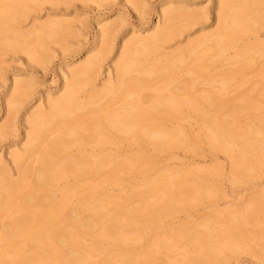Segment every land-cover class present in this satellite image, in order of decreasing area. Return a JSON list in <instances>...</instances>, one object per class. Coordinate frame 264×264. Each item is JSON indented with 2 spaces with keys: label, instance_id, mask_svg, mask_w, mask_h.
I'll return each mask as SVG.
<instances>
[{
  "label": "bare ground",
  "instance_id": "bare-ground-1",
  "mask_svg": "<svg viewBox=\"0 0 264 264\" xmlns=\"http://www.w3.org/2000/svg\"><path fill=\"white\" fill-rule=\"evenodd\" d=\"M42 1L50 4L61 2ZM127 1L134 10L138 8V0ZM38 2L40 0H0V47L12 50L18 47L23 53L32 55V49L43 48L46 41L60 38L66 33L69 24L63 20H49L26 35L17 30L16 24L25 18L31 4ZM254 6L264 7V0H216L217 26L213 32L189 42L184 49L160 53L167 42L187 28L203 11L178 7L174 2L162 4L154 22L155 30L139 36L136 27H131L133 32L124 40V50L115 67L114 77L109 73V79L101 90L92 88L93 91L80 100L78 96L96 75L108 50L111 51L100 43L104 40L107 43L114 31L113 24L99 26L100 21L96 24L95 46L87 51L86 60L66 70L62 75L61 94L47 100L45 109L40 106L27 119L28 140L22 152L9 154L10 162L17 166L38 155L39 167L28 193H21L20 190L27 180L24 170L15 182L5 178L0 181V215L1 212L10 215L9 222L0 232V264H77L74 259H78L80 254L73 247L70 248V244L73 246L74 231L91 238H102L117 246V234L126 227L155 225V230L160 231L163 227L153 220L155 216L177 211L178 207L198 194L204 193V200L214 195L215 185L206 175L217 179L220 173L218 167L213 170H171L146 177L147 161L155 157L152 152L125 159L104 152L108 145L116 146L118 151L127 144H144L160 153L189 150L192 140L182 126L171 128L165 125L158 128L148 122L157 106L163 108L166 123L173 120H193L196 123L193 139L196 140L199 135L205 136L212 150L230 159L228 178L233 185L241 184L245 180L244 175L248 176L258 166H264V104L249 106L242 93L238 95L240 99L237 105H230V100L222 99L220 95L197 98L192 94L193 80H188L180 90L173 86L172 81L177 72L185 68L198 80L213 82L216 78L220 79L221 92L226 90L230 80L241 77L254 66L264 67V42L258 39L252 42L243 40L246 34L255 36L260 22H264V12L255 10ZM151 22L146 20L143 28L147 29ZM97 47H100L99 51ZM229 50H236L233 58L229 57ZM161 71L167 73L169 83L154 95L146 108L143 106L146 98L141 95L140 87ZM31 86L30 81L15 79L11 90L14 95L10 94L12 97L8 107L16 109L19 98L23 96L22 91ZM261 90L264 92V78ZM132 95H135L132 100H124L125 96ZM119 99L125 101L123 109L102 114V111L112 109ZM209 106L214 107L213 113L207 111ZM247 110L258 111L262 117L247 115L246 127L241 129L234 123ZM99 112L101 114L96 116ZM233 146L238 148L236 155L232 153ZM73 149L77 154L72 155ZM246 153L252 155V161L245 159ZM5 171L6 167L0 160V175ZM129 174L144 175L137 186L130 188L136 191L128 190L123 197H118L113 189L122 187ZM183 175H198L199 179L192 186L179 191L168 180L182 179ZM62 179L70 181L57 190L61 201L58 208L51 211L48 204L51 199L57 198L54 183ZM80 184H88V196L85 204L75 206L70 203L69 197ZM46 191L52 195L50 199L47 197L43 200L42 195ZM135 194L145 198L155 196L156 202L150 204L144 200L131 206L129 201ZM258 195L264 198V190ZM259 204L251 205L250 209H255ZM140 235L141 230H138L137 236ZM194 235L197 239L212 238L211 234L202 231ZM17 240H21L23 245L20 246ZM164 244L159 242L156 246L163 248ZM25 247L32 249L33 253L25 254ZM199 251L201 260L222 254L216 246ZM7 252L12 256L9 262L4 259ZM84 255L88 256L89 251L84 250ZM261 261L264 264V258Z\"/></svg>",
  "mask_w": 264,
  "mask_h": 264
},
{
  "label": "rangeland",
  "instance_id": "rangeland-1",
  "mask_svg": "<svg viewBox=\"0 0 264 264\" xmlns=\"http://www.w3.org/2000/svg\"><path fill=\"white\" fill-rule=\"evenodd\" d=\"M215 1L138 0L136 10L127 0H61L54 4L40 0L38 3L31 4L25 18L16 24L21 34H30L49 20L66 21L69 29H65L66 33H63L60 38L46 41L43 48L32 49V55L23 53L18 47L14 50L0 47V160L6 167L4 174L0 175V181L5 178L10 182H15L24 170L27 172V180L20 190L24 194L30 191L34 173L39 167V156L33 155L17 166L10 162L9 154L13 151L22 152L28 140L27 119L35 114L40 106L45 109L47 100L61 94L62 75L66 70L79 66L86 60L87 51L95 46L98 30L96 24L99 21V26L106 23L113 24L114 31L107 43L106 40L100 43L101 46H108L111 51L108 50L100 62L96 75L85 86L84 92L78 96L80 100H83L86 94L91 93L92 88L96 91L101 90L109 79V73H112V78L114 77L115 67L124 50V40L129 38L133 32L131 27H136L135 31L139 36H145L155 30L154 22H156L162 4L174 2L178 7L186 6L193 10H203L196 20L191 21L187 28L167 42L160 51V53H172L184 49L189 42L216 29ZM253 8L264 12L262 6ZM106 19L109 20L106 21ZM146 20L152 22L147 29H144L143 25ZM259 25L255 36L252 34L243 36L245 42H252L254 39L264 42V22H260ZM96 50L99 51L100 47ZM235 54L236 50L228 52L229 57L232 58ZM263 78L264 67L256 65L241 77L230 80L226 90L221 92L219 91L220 79L216 78L213 82L198 80L185 68L178 71L172 81L173 86L180 90L188 80H193L192 94L197 98L220 95L222 99L230 100V105H237L240 99L238 95L242 93L249 106H260L264 104V92L261 90ZM15 79L30 81L32 86L22 91L23 96L19 98V106L12 109L8 107V101L14 95L11 90ZM168 83L167 73L161 71L158 76L150 78L147 84L141 86L140 93L146 98L143 106L148 108L154 95L160 93L159 91ZM134 97L135 95L125 96L124 100H132ZM125 101L117 100L112 109L104 110L102 114L111 110L123 109ZM207 111L213 113L214 107H207ZM100 114L99 112L96 116ZM247 115L261 116L262 113L247 110L237 117L234 125L245 129ZM148 122L154 123L158 128H163L165 125L171 128L177 125L182 126L192 140L190 149L160 153L144 144H127L118 151L116 146L108 145L104 152L122 159L152 152L155 157L147 161L148 167L144 172L146 177L171 170H213L218 167L220 173L217 179H213L210 174L206 175L208 180L215 185L214 195L204 200L202 198L206 195L198 194L194 199H189L185 205L178 207L177 211L168 215L155 216L153 220L161 223L163 230L156 231L155 225L141 227L136 224L126 227L117 234L119 240L117 246L109 244L102 238H91L85 236L84 233L74 231L73 246L70 244V248L73 247L80 254L74 262L77 264H138L140 262L143 264L145 261H147L145 264H263L261 260L264 258V198L258 193L264 190V166L260 165L250 175H244L245 180L241 184L233 185L228 178L231 169L230 159L223 153L212 150L205 136L199 135L196 140L193 139V134L197 130L193 120L188 122L173 120L166 123L163 108L157 106L148 118ZM88 150L89 153L90 150ZM231 150L234 155L238 153L236 146H233ZM75 154H77L76 150L73 149L72 155ZM245 159L252 161L253 157L250 153H246ZM143 175H127L124 185L114 188L113 193L118 197H123L128 190L136 191L130 188L137 186ZM198 179V175H183L182 179L171 178L168 181L174 183L176 189L181 191L184 187L192 186ZM69 181L70 179H62L54 183L57 198L51 199L48 204L51 211H55L61 201L57 190ZM88 184H80L79 188L70 194L69 201L72 205L85 204ZM51 195L52 193L46 191L42 199L45 200L47 197L50 199ZM144 200L150 204L156 202L155 196L149 195L145 198L135 194L129 203L131 206H136ZM257 203L260 204L255 209H250L251 205ZM9 216L8 213L1 212L0 232L9 222ZM242 217H244L243 220H241ZM138 230H141V237L137 236ZM196 230L211 234L212 238L197 239L194 235L198 232ZM137 238L139 239L134 242L133 239ZM159 242L165 243L162 249L156 246ZM17 243L20 246L23 245L21 240H17ZM209 246L218 247L222 254L201 260L198 257L199 250H204ZM84 250L89 251L88 256L84 255ZM24 253L31 255L33 252L29 247H25ZM4 259L6 262L11 261V253L7 252ZM71 261L70 257V263Z\"/></svg>",
  "mask_w": 264,
  "mask_h": 264
}]
</instances>
